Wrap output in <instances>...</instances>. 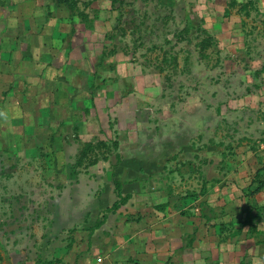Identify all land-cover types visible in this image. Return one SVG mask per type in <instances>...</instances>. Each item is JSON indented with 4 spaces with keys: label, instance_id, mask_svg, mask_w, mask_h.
<instances>
[{
    "label": "rangeland",
    "instance_id": "obj_1",
    "mask_svg": "<svg viewBox=\"0 0 264 264\" xmlns=\"http://www.w3.org/2000/svg\"><path fill=\"white\" fill-rule=\"evenodd\" d=\"M231 2L79 0L83 18L60 5L59 13L65 12L67 21L62 26L67 34L66 55L62 50L46 67L36 66L30 96L23 94L26 90L19 91L18 112L15 108L13 112L18 114L17 121H9L10 110L1 113L0 241L7 256L14 251L16 255L7 261L2 258L0 264L59 260L76 244L84 247L86 232L92 228L94 234L91 226L103 218L104 211L98 216L96 212L101 198L106 197L105 204L110 205L109 194L116 195L115 171L125 159L166 166L160 169L155 164L151 171L169 175L166 192L181 198L202 188L199 173L189 168L192 164H200L210 178L224 175L234 180L233 172L219 170L222 153L230 169L235 149L247 147L251 153L261 147L264 132V102L258 99L264 95L252 83L254 67L264 66V13L255 5L249 10L250 3L257 4L255 0L240 3L253 11L244 19L240 13L247 8H240L242 25L233 15L238 7L229 18L223 16ZM72 29L75 32L70 35ZM209 34L216 41L203 49ZM73 44L77 50L70 59ZM112 48L117 53L106 59L107 68L97 70L103 51ZM118 80L125 88L122 98L133 86L141 91L131 96L126 122L117 116L125 103H119L120 89L119 105L116 102L109 110L102 104L104 97L100 101L99 92L92 90L94 84L105 86ZM96 102L97 109H103L99 113L104 125L94 115ZM221 105L228 107L224 114L218 112ZM131 119L136 126L134 122L131 127ZM114 127L121 129L119 133ZM254 132L253 139L246 136ZM113 140L118 141V150L110 147ZM99 141L110 145L93 150L80 164L85 144ZM203 161L211 164L204 168ZM254 172L244 169L250 181ZM245 180L244 187L250 182ZM148 182L150 193L160 183Z\"/></svg>",
    "mask_w": 264,
    "mask_h": 264
},
{
    "label": "crops",
    "instance_id": "obj_2",
    "mask_svg": "<svg viewBox=\"0 0 264 264\" xmlns=\"http://www.w3.org/2000/svg\"><path fill=\"white\" fill-rule=\"evenodd\" d=\"M236 1L238 9L233 15L240 19L238 12L243 5L239 4L248 0ZM255 2L257 4L250 3L249 10L255 5L264 13V0H255ZM232 9L235 11L234 8L226 5L223 16L229 18L232 15ZM59 12L60 4L54 0H0V120H3L1 113L5 110H10V122L18 120V114L15 115L13 112L14 108L18 112L19 91L26 90L23 94L30 96L28 91L34 85L36 66L46 67L48 62L53 60V56H61L62 50L66 55L64 40L67 34L66 30L62 29L67 22L66 14ZM249 12L246 9L245 13L240 15H244L241 17L247 19L252 16L248 14ZM250 13L252 14L253 11ZM242 18L239 21L243 25L242 21L245 20ZM242 37L244 38V34ZM244 44L246 45V40ZM73 46L70 59L75 58V50H77L75 44ZM254 68L252 83L256 85V88L258 87L259 93L264 95V79H262L264 66L259 68L261 70ZM259 71L262 72L260 82L257 81ZM59 84L62 87L65 86L63 82ZM108 85L109 87L106 88ZM133 87L128 91L129 95L125 92L128 96L123 98L124 93L121 94V89L125 88L120 80L106 82L105 86L101 85L95 90L99 92L97 93L100 101L104 97L102 104L105 103L106 108L112 104L115 105L116 102L119 105L125 101L120 106L121 112L119 111L117 116L124 118L126 122L130 115V99L135 93L140 92L138 95H141L140 86ZM136 89L139 91L135 92ZM118 91L121 95L119 103ZM100 92L105 95H101ZM93 93L97 94L95 91ZM251 94H255L254 91ZM258 99L264 102L262 96ZM97 105L96 102L93 108L94 115L96 118L99 116L104 125L103 113L101 115L99 113L103 109H97ZM223 106L218 108L221 114H224L225 108H228L226 105V107ZM113 118L117 120L116 117ZM131 121H133L130 124L131 127L134 122L136 126V120L131 119ZM112 130L117 132L121 129L114 127ZM206 131H209L208 128ZM0 133L4 132L0 130ZM203 135H205L204 131ZM254 135L256 132L246 136L253 139ZM261 136L262 139L259 140L262 142L261 147H255L254 151L251 149L249 154L247 147H241L243 152L238 150L239 146L234 148L235 161L233 164L229 162L230 169L227 168L228 162L225 160V154L222 153L223 159L218 163L219 170L233 172L231 176L234 175V180L228 181V176L224 175L210 178L207 174L205 175L200 164L189 166L194 169L193 173H199L200 178L197 179L198 181L201 179L202 188L197 193L188 192L185 198L173 192H166L169 175L163 170L151 171V167H155L156 162L125 159L116 167L115 172L118 177L116 181L123 183L122 193L124 196L130 195V199L117 212L109 213L106 222L100 228L90 224L96 231L92 234L94 230L91 228L89 232H86L88 238L83 244L84 247L76 244L74 250H70V254L66 252L59 260L48 257L42 262L166 264L170 261L174 264H264V189L252 195L250 191H253L258 183H254V179L250 181L244 175V169L248 171L249 168H253L254 178L257 171L264 165V132ZM206 150L211 152V147L206 146ZM231 152L234 153V150ZM244 153L248 156H243ZM203 163L205 168L211 164V161H203ZM187 165L190 164L185 166ZM165 167L157 165L156 168ZM180 176L183 175L180 173ZM244 179L247 183L250 181L245 187ZM146 180L160 182L158 187H152L154 192L148 191ZM109 198L113 200L110 205L105 204L106 197L101 198L97 206L99 207L96 211L97 216L118 200L115 194L113 196L109 194ZM164 204L165 208H157ZM12 254L16 255V251ZM12 254L11 257L7 256L6 248L0 241V263L2 258L5 261L12 258ZM38 262L40 260H30L26 261V264H38Z\"/></svg>",
    "mask_w": 264,
    "mask_h": 264
},
{
    "label": "trees",
    "instance_id": "obj_3",
    "mask_svg": "<svg viewBox=\"0 0 264 264\" xmlns=\"http://www.w3.org/2000/svg\"><path fill=\"white\" fill-rule=\"evenodd\" d=\"M56 1L58 4L60 5H65L72 16H78V17H84L85 14L83 11L80 10L79 8V0H54ZM113 2H115L116 0H112ZM238 5L237 1L236 0H233V2H231L229 4L230 7L232 8H235L236 6ZM245 8L248 9V6L247 4H244L241 9H244ZM75 32L74 29H72L71 34H73ZM207 34V32H205ZM213 41H216V38L214 36H211L210 34L207 35V37L203 40V43H202V47L204 45H209L210 42H213ZM203 49H205V47H203ZM117 53V51L115 50V48L111 49V50H108V49H105L103 51V54L101 55L100 59H99V62L95 65V68L97 70H100V69H106L107 68V65H106V59L110 56H113ZM99 88V85H93L92 87V90H95ZM110 144H107L106 142L104 141H99L98 143H92V142H88L85 144V148L83 149V151L81 152V156H80V164H81V160L83 159V157L85 158L89 153H91L93 150L97 149V148H106V147H109ZM113 150H118L119 149V144H118V141L117 140H113L111 142V146H110ZM117 157V163H120L122 161V158L119 154L116 155ZM92 163H94L92 161ZM117 164H113L112 167L115 168ZM264 165L262 166V168H260L257 173L255 174L254 176V183H258L257 187L252 191H250V193L252 195L258 193L259 191H261L262 189H264ZM115 189H116V195L118 197V200L115 201V203L110 207V208H107L104 213H103V218L101 220H99L96 225H95V228H100L107 220V217H108V214L111 213V212H117L121 206L127 202L129 199H130V195H126L124 196L122 191H123V183L121 181H116L115 182ZM165 204L164 205H159L157 206L158 209H162V208H165ZM58 261H50V262H38V264H56ZM166 264H174L172 262H167Z\"/></svg>",
    "mask_w": 264,
    "mask_h": 264
}]
</instances>
